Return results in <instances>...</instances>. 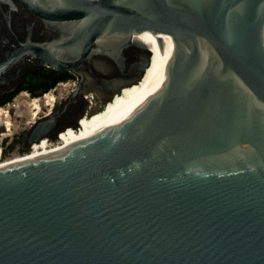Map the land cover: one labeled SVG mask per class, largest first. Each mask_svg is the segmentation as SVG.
Masks as SVG:
<instances>
[{"label":"water","instance_id":"obj_1","mask_svg":"<svg viewBox=\"0 0 264 264\" xmlns=\"http://www.w3.org/2000/svg\"><path fill=\"white\" fill-rule=\"evenodd\" d=\"M22 1L68 21L53 68L137 44L138 83L135 35L173 53L140 107L0 167V264H264V0Z\"/></svg>","mask_w":264,"mask_h":264},{"label":"flooded vegetation","instance_id":"obj_2","mask_svg":"<svg viewBox=\"0 0 264 264\" xmlns=\"http://www.w3.org/2000/svg\"><path fill=\"white\" fill-rule=\"evenodd\" d=\"M67 27L68 21L45 20L22 0H0V106L14 105L17 98L31 100L30 104L37 100L40 115L24 132L27 143L35 125L50 116L52 124L44 130L49 140L67 127H76L87 108L104 105L121 88L135 83L148 59V50L134 44L123 49L120 61L93 56L74 70L53 68L35 55ZM78 129L70 128L63 135ZM47 144L51 143L47 140Z\"/></svg>","mask_w":264,"mask_h":264},{"label":"bare ground","instance_id":"obj_3","mask_svg":"<svg viewBox=\"0 0 264 264\" xmlns=\"http://www.w3.org/2000/svg\"><path fill=\"white\" fill-rule=\"evenodd\" d=\"M162 41V49L159 47L157 39ZM134 40L151 49L150 65L145 71L143 78L136 84H132L124 89L120 95H116L114 100L110 103L108 108L92 119L83 118L81 127L78 131H73L69 135L62 136L57 144H47L48 139L34 143L31 146V152L22 157L10 159L8 161L0 162V167L18 163L24 160L32 159L55 150L61 149L67 145L81 140L85 135L95 132L102 124L115 118L125 110L135 109L140 107L145 102L146 96L154 89L160 86L165 80L170 69L173 49L164 35L160 36H145L138 34L134 36ZM33 101L31 104L34 110L39 109V105ZM2 110L0 107V116ZM5 124L9 126V122Z\"/></svg>","mask_w":264,"mask_h":264},{"label":"rangeland","instance_id":"obj_4","mask_svg":"<svg viewBox=\"0 0 264 264\" xmlns=\"http://www.w3.org/2000/svg\"><path fill=\"white\" fill-rule=\"evenodd\" d=\"M13 102L14 105L9 104L5 106H0L2 110V115L0 116V162L22 157L25 154L31 152L32 145L27 146V142L25 139L26 134L24 132L26 131V129L29 128L35 117H37V115H40V110H34L33 106L30 104L31 100H29L27 103L17 98ZM110 103L111 101L105 107V104H102L101 106L96 107L95 109L87 108L84 116H94L93 118H95L103 111H105L108 108L107 106L110 105ZM37 111L38 113H36ZM6 121L9 122V126L5 124ZM71 128L76 130L79 127ZM72 132L73 131H70V133ZM66 135L69 134H65L63 136ZM48 141L51 144H57L58 139H48Z\"/></svg>","mask_w":264,"mask_h":264}]
</instances>
